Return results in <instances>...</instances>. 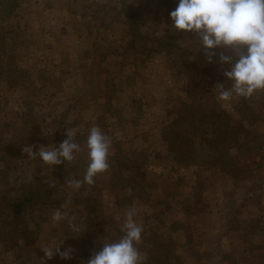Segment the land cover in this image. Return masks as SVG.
Here are the masks:
<instances>
[{"label": "rangeland", "instance_id": "1", "mask_svg": "<svg viewBox=\"0 0 264 264\" xmlns=\"http://www.w3.org/2000/svg\"><path fill=\"white\" fill-rule=\"evenodd\" d=\"M132 1L149 37L173 38L190 54L198 82L210 74L224 75L228 65L219 63L220 49L209 63L198 52L194 33L172 29L170 12L178 0ZM120 6L119 0H0V39L8 33V39L16 43L13 53L20 54L13 60L5 54L8 57L0 64V197L31 199L25 218L34 230L33 243H28L2 223L0 264H45L42 248L62 241L61 250L71 247L73 258L63 260L56 255L46 264H86L103 242L121 238L126 213L133 207L134 220L143 226L138 249L151 240L162 246L163 260L155 264H264L263 91L249 98L254 118L248 120L244 116L249 118L252 113L240 97L220 100L215 81L207 87L200 82L198 96L210 90L213 101L226 112L223 127L229 126L206 125L203 141L216 142L221 136L226 142L238 143H231L222 153L201 146L195 157L176 164L163 148L160 130L170 125L166 134L180 124V118L171 122L175 111L179 113L192 102L189 78L176 67L174 58L179 53L174 47L152 60L142 55L126 57L130 37ZM100 60L104 61L105 80L115 85L116 112L108 121L110 134L121 137L132 149L151 150L147 176L153 191L143 198L115 188L111 173L106 172L98 174L92 185L83 184L78 190L69 187L66 180H83L89 163L86 142L71 164L48 165L23 152L25 145H36L35 151L39 145L59 147L60 142L38 140L39 126L50 134L55 131L57 138L77 120L81 124L73 128L76 132L90 130L104 104V99L95 97L98 82L90 76ZM34 64L49 74L48 87H37V91L30 87L26 90L30 96L24 97L22 85L11 82H17L19 72ZM6 68L16 71L9 74ZM43 101L42 111L39 103ZM233 203L237 204L234 208ZM58 208L67 216L54 223L51 217ZM73 224L80 232L73 231Z\"/></svg>", "mask_w": 264, "mask_h": 264}, {"label": "trees", "instance_id": "2", "mask_svg": "<svg viewBox=\"0 0 264 264\" xmlns=\"http://www.w3.org/2000/svg\"><path fill=\"white\" fill-rule=\"evenodd\" d=\"M121 3L120 13L121 16L125 19L129 34V42L125 48L126 57H138L140 55L147 56L148 58L156 57L157 55H163L164 51L172 52L171 47H174L176 52L179 54L174 58L176 61V67L180 72H186L189 80V94L192 102L186 104V107L181 110L179 113L175 111V118L171 122L172 124L177 123L180 118V124L177 123L176 130H169L165 134V130L169 129L168 124H164L160 130V136H163L162 141L164 147H166L165 151L167 152V156L173 158L177 163H180L182 158H191L195 157L194 153L199 151V148L202 146H208L213 151H218L220 153L227 152V147L232 144H237L238 142H226L224 138L221 136L216 138V142L214 140H206L204 142V135L206 125H211L217 129H227L226 126L223 127V116L225 115V111L218 104V102H214L215 99L211 95V91L206 89L204 93V98L199 97L201 84L202 87H207L209 85L216 82V86L218 84H223L224 88H230L232 82L227 80V78L223 76H213L210 74L205 78H202L200 82H198L195 78V64H193L190 54H188L184 47L180 46L177 42H173V38H168L165 36L161 37H149V35L144 32L143 25L140 21V16L138 15L137 10L135 9V2L132 0H119ZM0 41L4 44L0 45V64L3 61L4 57L7 56L5 54L10 55L8 60L16 59V56L20 57V54L13 53V45H16L14 39H8V33L4 34V38L0 39ZM7 42V43H5ZM132 52V54H131ZM8 57V56H7ZM102 58L107 60V56L103 55ZM145 62V59L141 60ZM103 62V63H102ZM130 62V61H129ZM102 63V64H101ZM133 66H139L141 64H135L130 62ZM146 63V62H145ZM8 66H12V63H9ZM128 66V65H127ZM128 68H130L128 66ZM9 74L14 73L16 70H11L6 68ZM183 70V71H182ZM186 70V71H185ZM104 61L100 60L99 64L94 67L93 71L90 73L91 81L98 82L97 89L94 90V94L96 98L104 99V104L99 106V112L94 120L91 122L92 127H99L103 133L110 137L111 139V147L110 154L108 157L109 168L106 173H111V183L115 188L121 190H127L132 193L133 196L137 198H143L145 195L152 194V185L148 182V170L147 165L150 162L149 158L151 157L150 148H144L136 150L132 149L131 146H126L124 140L120 137L116 138L115 135H111L109 130V122L110 118L116 112V108L114 105V97H112L114 92V84H108V79L105 80L104 72ZM209 74V73H208ZM19 80L12 81L11 83L16 85H22L23 88V96L29 97L30 93L26 90L30 87H33L37 91V87H45L47 89L49 82V74L44 68H40L39 64H34L32 69L29 70H21L19 75H17ZM100 81V82H99ZM113 87V88H112ZM194 88V90L192 89ZM45 89V91H46ZM263 91V100H264V90ZM44 94V93H43ZM43 96V95H42ZM47 98V96H46ZM45 98V99H46ZM243 105L246 107L245 109L251 112V117H245L244 119H253L254 118V110L250 107L249 98L240 97ZM44 99V96L42 97ZM263 100L261 102L263 103ZM45 101V100H44ZM39 103L41 106V110L43 111L45 102ZM27 108V112L29 113L31 110L29 108V103L25 104ZM184 107V104H181L180 108ZM34 116V115H31ZM37 116V115H35ZM38 118H36L37 120ZM81 120L75 121L72 127L80 126ZM91 129V128H90ZM204 129L205 131H203ZM90 131V130H89ZM89 131L85 134L77 132L76 142L80 144L81 149L85 147V142L87 140V135ZM36 134H38V140H42V142H60L62 143L65 139H67L66 132H63L60 138L55 137V131L52 134L48 133L46 129L39 126L36 130ZM201 137V138H200ZM236 139V138H235ZM59 143V144H60ZM133 144V142L131 141ZM174 143V148L172 144ZM163 146V145H162ZM260 147H257V150ZM88 164V163H87ZM87 167V166H86ZM62 169V168H61ZM103 174V173H102ZM41 201L38 199L35 203ZM236 202V201H235ZM32 205V200L27 198H22L19 200H14L12 198L0 197V225L5 223L6 226L10 227L17 234L21 235L26 242L33 243L31 241V236L34 234V230L31 229V225L28 220H26V211ZM237 204H232L231 206L236 207ZM263 220V219H261ZM258 227H260L258 225ZM123 234H121V237ZM30 238V239H29ZM120 238L111 237L109 239L110 242L117 241ZM89 243H91V239H87ZM142 241V240H141ZM154 241L153 243L147 242V246L144 247L140 252L144 253L147 262L146 264H155L154 262L159 263V261L163 260V254L159 252L162 248L161 245H157L158 241ZM141 245V242L139 243ZM137 246V245H136ZM175 264V263H173Z\"/></svg>", "mask_w": 264, "mask_h": 264}, {"label": "clouds", "instance_id": "3", "mask_svg": "<svg viewBox=\"0 0 264 264\" xmlns=\"http://www.w3.org/2000/svg\"><path fill=\"white\" fill-rule=\"evenodd\" d=\"M170 17L173 30L195 34L192 40L197 41L198 52L202 51L209 63L217 55L215 50H221L219 63L228 65L223 74L232 84L230 88H224L223 84L216 86L220 100L228 101L233 95L250 98L258 90H264V0H178ZM66 136L59 147L39 145V151H35L36 145H25L23 152L48 165L57 166L65 161L71 164L81 146L76 142L75 129L68 128ZM86 147L89 163L83 180H66L76 190L83 184H94V178L109 168L111 139L99 127H91ZM134 215L133 207L126 213L123 236L117 241L103 242L102 248L93 252L86 264H143L146 257L136 246L141 242L143 226L134 220ZM66 216L58 208L51 220L59 222ZM73 231L80 232V227L73 224ZM64 242L42 248L45 264L56 255L63 260L73 258L71 247L61 250Z\"/></svg>", "mask_w": 264, "mask_h": 264}]
</instances>
